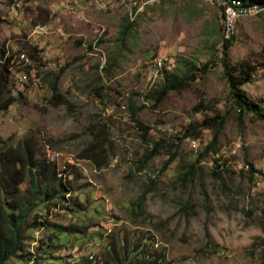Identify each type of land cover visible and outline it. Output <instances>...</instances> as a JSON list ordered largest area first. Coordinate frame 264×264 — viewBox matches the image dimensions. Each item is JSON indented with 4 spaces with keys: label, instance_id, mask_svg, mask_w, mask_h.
Masks as SVG:
<instances>
[{
    "label": "rangeland",
    "instance_id": "obj_1",
    "mask_svg": "<svg viewBox=\"0 0 264 264\" xmlns=\"http://www.w3.org/2000/svg\"><path fill=\"white\" fill-rule=\"evenodd\" d=\"M223 41L208 0H0V73L12 66L0 105L15 99L0 143H27L63 183L38 195L7 264H102L110 244L142 236L166 264H264V120L232 105ZM228 41V71L264 114V10Z\"/></svg>",
    "mask_w": 264,
    "mask_h": 264
},
{
    "label": "trees",
    "instance_id": "obj_2",
    "mask_svg": "<svg viewBox=\"0 0 264 264\" xmlns=\"http://www.w3.org/2000/svg\"><path fill=\"white\" fill-rule=\"evenodd\" d=\"M243 1L246 5H259L264 7V0H248ZM223 57L221 62L224 68V74L227 76L229 84V98L232 105L238 110L239 116L245 114H252L257 120H264V114L259 111V106L251 99L246 97L238 88L240 81L228 71L226 65L227 51L230 47L229 41L224 40L221 45ZM32 60L37 61L33 56ZM10 59H5L2 64V73H0V80L7 82L9 77ZM194 75L190 74L184 79L167 80L156 96V102L163 100L169 91L181 90L187 86V82L193 80ZM52 104L61 103L56 98L58 94L57 80L52 83ZM15 101L10 98L0 105V110H6ZM216 118H205L201 127L210 129L216 127ZM141 128L146 132L149 129L139 123ZM192 137L199 138L194 131L185 130L183 138ZM216 135L213 141L209 144L205 152H208L216 142ZM158 149H152L147 158H152L157 155ZM81 158L94 161L92 154H86ZM99 166L104 164L102 157L101 162H96ZM35 170L39 171L42 176L43 186L36 180ZM57 166L54 162L46 158H39L35 156V151L27 143H18L15 147L13 145L6 146L0 143V178L2 185L0 186V264H7V262L18 257V253L22 250V227L27 226L29 214L38 205V195H41L46 201L50 200L55 193L54 190L60 191L63 188L61 177H58ZM26 184V188L21 193L19 187ZM3 193L11 198L8 203L3 201ZM69 231V230H68ZM145 239L138 237L132 241L124 238L118 248L110 244V248L105 251V259L102 264H166L163 255L148 249V245H143Z\"/></svg>",
    "mask_w": 264,
    "mask_h": 264
},
{
    "label": "built area",
    "instance_id": "obj_3",
    "mask_svg": "<svg viewBox=\"0 0 264 264\" xmlns=\"http://www.w3.org/2000/svg\"><path fill=\"white\" fill-rule=\"evenodd\" d=\"M220 9L221 22L223 26L224 40L230 39L233 35L237 20L242 16L256 14L264 10V7L259 5H246L241 0H208ZM158 67L161 66V61H155Z\"/></svg>",
    "mask_w": 264,
    "mask_h": 264
}]
</instances>
